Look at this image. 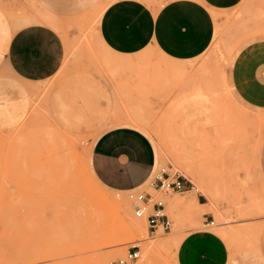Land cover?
<instances>
[{"label":"rangeland","instance_id":"1","mask_svg":"<svg viewBox=\"0 0 264 264\" xmlns=\"http://www.w3.org/2000/svg\"><path fill=\"white\" fill-rule=\"evenodd\" d=\"M113 1L93 10L65 0L61 19L46 18L66 57L55 76L27 83L26 120L0 128V264H112L135 243L140 257L129 264H179L180 242L202 229L223 237L231 256L255 244L264 256V111L239 98L230 75L238 49L264 39V0L225 12L208 51L186 61L111 50L98 25ZM27 5L36 9L0 0V25ZM119 123L146 128L158 168L194 184L198 206L171 205L187 192L164 196L171 231L149 232L131 193L106 188L92 170L94 141Z\"/></svg>","mask_w":264,"mask_h":264},{"label":"crops","instance_id":"2","mask_svg":"<svg viewBox=\"0 0 264 264\" xmlns=\"http://www.w3.org/2000/svg\"><path fill=\"white\" fill-rule=\"evenodd\" d=\"M30 1L36 9L27 5L0 25V64H5L4 72H0V128H14L26 120L32 107L27 83L52 78L66 57L61 33L46 20L61 19L55 12L65 0ZM102 1L75 0V4L82 9L96 4L92 8L95 10ZM241 2L115 0L102 13L99 33L104 43L119 54L132 55L153 48L171 59L193 60L213 44L217 22L223 14ZM230 73L239 98L264 111V39L250 41L238 49ZM90 159L95 176L106 188L126 193L144 187L159 169L156 144L139 123H119L102 133L92 145ZM255 248L231 256L227 242L219 234L194 230L179 244L178 262L264 264L256 244Z\"/></svg>","mask_w":264,"mask_h":264},{"label":"built area","instance_id":"3","mask_svg":"<svg viewBox=\"0 0 264 264\" xmlns=\"http://www.w3.org/2000/svg\"><path fill=\"white\" fill-rule=\"evenodd\" d=\"M194 188V184L186 180L177 170L162 167L154 172L147 184L131 193L134 200V213L138 218H145L148 230L155 234L158 230L171 231L173 220L167 211L164 196L173 193H185ZM215 221H207V225H214ZM140 257V246L132 244L126 255L112 264H129Z\"/></svg>","mask_w":264,"mask_h":264},{"label":"bare ground","instance_id":"4","mask_svg":"<svg viewBox=\"0 0 264 264\" xmlns=\"http://www.w3.org/2000/svg\"><path fill=\"white\" fill-rule=\"evenodd\" d=\"M194 181H197V180L194 179ZM170 203H171V205H174L176 207H179L181 204L195 205V206L199 205V203H198V201H197V199L195 197V192L194 191L187 192L186 195H183V196H180V197H177V198H171L170 199Z\"/></svg>","mask_w":264,"mask_h":264}]
</instances>
